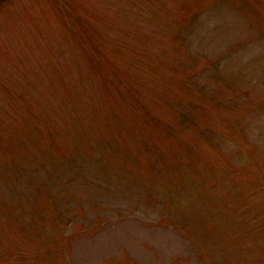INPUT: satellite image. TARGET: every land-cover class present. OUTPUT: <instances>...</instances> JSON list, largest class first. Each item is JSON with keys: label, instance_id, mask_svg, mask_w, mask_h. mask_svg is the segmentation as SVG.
<instances>
[{"label": "rangeland", "instance_id": "1", "mask_svg": "<svg viewBox=\"0 0 264 264\" xmlns=\"http://www.w3.org/2000/svg\"><path fill=\"white\" fill-rule=\"evenodd\" d=\"M0 264H264V0H0Z\"/></svg>", "mask_w": 264, "mask_h": 264}]
</instances>
